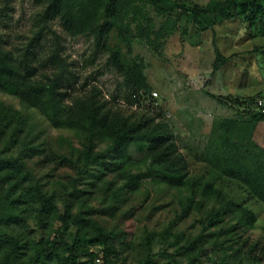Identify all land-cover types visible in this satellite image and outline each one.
<instances>
[{
  "label": "trees",
  "instance_id": "trees-1",
  "mask_svg": "<svg viewBox=\"0 0 264 264\" xmlns=\"http://www.w3.org/2000/svg\"><path fill=\"white\" fill-rule=\"evenodd\" d=\"M34 1L43 7L40 17L45 24L57 17L69 35H85L98 47L108 48L131 97L152 92V85L144 60L129 59L123 46L131 48L132 40L139 36L152 42L153 35L158 40L173 34L174 13L182 11L209 27L241 18L250 31L255 27L264 30V0H210L190 5L188 0ZM150 7L167 16L158 28ZM112 37L117 41L110 45ZM56 42L59 44L57 33ZM32 47L30 42L15 52L4 45L0 34V94L14 95L21 105L17 108L0 100V264H126L119 257V246L129 233L107 228L96 217L94 201L102 193L104 201L109 199L110 206H117L140 187V174L133 169L143 166L162 173V182L170 189L187 192L184 211L205 209L208 215L203 233L186 240L189 264L201 261L208 236L220 234L225 236L221 245L227 250L228 264H264V245H247L248 239L239 243L242 237H238L233 221L253 225L256 212L229 199L226 191L215 185L218 180L231 181L264 204V148L253 139L258 122L264 120L258 107L260 98L246 104L251 107L256 102L260 111L253 120L225 118L217 123L215 138L204 154L208 178L200 180L184 172L187 160L173 142L167 122L145 114L127 115L114 108L96 86L68 101L62 89L67 62L59 46L52 55V75L38 74ZM216 56L215 70L229 60L219 48ZM30 110L53 128L71 133L72 137L61 134L56 140L61 161L74 169L69 181L51 173L55 161L52 146L26 114ZM89 175L93 179L82 187ZM213 227L219 229L207 234ZM31 228H37L40 235L31 233ZM170 234V229L164 233ZM148 235L147 244L152 245L156 235ZM88 242L103 246V263L97 261L99 253L92 251ZM140 264L157 263L147 255Z\"/></svg>",
  "mask_w": 264,
  "mask_h": 264
},
{
  "label": "rangeland",
  "instance_id": "rangeland-1",
  "mask_svg": "<svg viewBox=\"0 0 264 264\" xmlns=\"http://www.w3.org/2000/svg\"><path fill=\"white\" fill-rule=\"evenodd\" d=\"M188 1L190 5V2L207 4L210 0ZM149 9L158 28L167 16L158 14L151 7ZM42 10L43 7L34 0H0V34L4 45L18 52L33 42L38 74L50 75L55 71L51 60L58 45L67 62L62 89L68 101L96 86L114 108L122 109L127 115L145 114L167 122L173 133V142L187 160L184 172L188 171L192 178H208L209 163L204 154L215 138L217 123L225 118L253 120V115L260 113L256 102L251 107L246 104L264 98V30L255 27L250 31L244 19L221 21L209 27L204 21L196 22L190 15L179 11L173 14L176 21L172 23L175 26L173 34L158 40L153 35L152 42L139 36L132 40L131 48L124 45V54L129 59L144 60L145 74L152 85V92L131 97L124 76L113 66L108 48L98 47L97 42L88 36L69 35L57 17L45 24L40 17ZM110 40V45L117 41L113 37ZM216 48L229 60L215 70ZM0 100L21 108L12 94L1 93ZM237 101L245 102V105H239ZM26 114L31 116L37 130L44 131V137L52 146L55 161L51 173L55 178L69 181L74 169L61 161L56 140L61 134L72 137L71 133L53 128L34 110L26 111ZM253 139L264 148V120L258 122ZM133 171L140 174V187L127 194L117 206H110L109 199L104 201L102 193L94 201L96 217L107 228L129 233L128 239L119 246L121 261L140 264L147 255H152L157 264H176V261L189 264L186 240H194L203 233L208 217L205 209L184 211L187 192L170 189L162 182V173H157L156 169L143 166ZM92 179L91 175L86 177L82 187ZM215 185L225 190L229 199L256 212L257 220L253 225L233 220L238 237H242L239 243L248 239L247 245H264V204L248 197L231 181L218 180ZM219 227L210 228L206 233ZM169 229L171 234L168 237L164 233ZM29 231L40 235L37 228ZM149 232L156 235L152 245L147 244ZM223 242L225 236L222 234L208 236L202 245L201 261L194 264H228L229 258L225 260L227 250L221 245ZM87 244L92 251L99 253L97 261L103 263V246Z\"/></svg>",
  "mask_w": 264,
  "mask_h": 264
},
{
  "label": "built area",
  "instance_id": "built-area-1",
  "mask_svg": "<svg viewBox=\"0 0 264 264\" xmlns=\"http://www.w3.org/2000/svg\"><path fill=\"white\" fill-rule=\"evenodd\" d=\"M258 107L264 112V98L258 100Z\"/></svg>",
  "mask_w": 264,
  "mask_h": 264
}]
</instances>
